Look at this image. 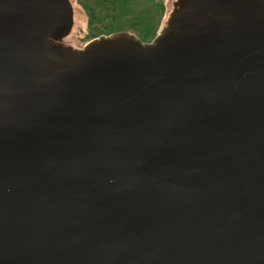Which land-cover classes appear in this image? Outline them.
Instances as JSON below:
<instances>
[{"label":"water","instance_id":"95a60500","mask_svg":"<svg viewBox=\"0 0 264 264\" xmlns=\"http://www.w3.org/2000/svg\"><path fill=\"white\" fill-rule=\"evenodd\" d=\"M73 14L0 0V264H264V0Z\"/></svg>","mask_w":264,"mask_h":264},{"label":"trees","instance_id":"16d2710c","mask_svg":"<svg viewBox=\"0 0 264 264\" xmlns=\"http://www.w3.org/2000/svg\"><path fill=\"white\" fill-rule=\"evenodd\" d=\"M77 1L87 15L85 41L126 31L142 42H149L162 28L165 17V6L161 0Z\"/></svg>","mask_w":264,"mask_h":264},{"label":"rangeland","instance_id":"374dc122","mask_svg":"<svg viewBox=\"0 0 264 264\" xmlns=\"http://www.w3.org/2000/svg\"><path fill=\"white\" fill-rule=\"evenodd\" d=\"M165 6V17L163 24L169 15V12L173 9V3L175 0H161ZM73 7V26L70 34L65 37L60 44L66 46H72L74 48H81L87 41L83 40L87 31V15L85 8L78 3L77 0H70ZM162 24V26H163ZM91 40V39H90ZM89 41V40H88Z\"/></svg>","mask_w":264,"mask_h":264}]
</instances>
